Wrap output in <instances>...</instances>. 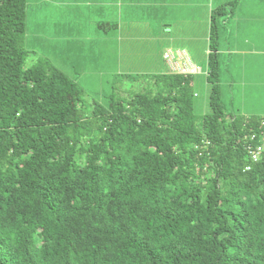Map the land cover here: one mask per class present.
<instances>
[{
    "label": "trees",
    "instance_id": "1",
    "mask_svg": "<svg viewBox=\"0 0 264 264\" xmlns=\"http://www.w3.org/2000/svg\"><path fill=\"white\" fill-rule=\"evenodd\" d=\"M235 7L211 12L197 115L179 73L90 101L27 49L26 0H0V264H264V156L246 152L264 117L228 114L219 79L218 19Z\"/></svg>",
    "mask_w": 264,
    "mask_h": 264
},
{
    "label": "rangeland",
    "instance_id": "2",
    "mask_svg": "<svg viewBox=\"0 0 264 264\" xmlns=\"http://www.w3.org/2000/svg\"><path fill=\"white\" fill-rule=\"evenodd\" d=\"M177 1L179 3L171 0L153 7L142 5L150 6L153 10L150 14L156 20L146 23L147 28L140 29V33L136 30L129 33L131 28L125 27V49L121 53L117 51L119 35L115 29H109L116 39L98 65L91 63L84 69L91 78L82 81L84 74L80 71H76L79 75H69L87 92L90 101L106 103L111 97L126 100L147 85L136 76L176 73L175 68L179 66L173 64L174 59L184 64L177 53L185 52L199 71L193 74L195 112L209 114L211 85L207 74L211 12L220 5L236 1L232 15L218 19L222 102L228 114L264 117V0H198L196 4ZM102 27L106 29L107 24ZM28 34L32 38V34ZM169 49L174 69L169 65L171 59H164ZM34 62V58H29L24 69H30Z\"/></svg>",
    "mask_w": 264,
    "mask_h": 264
},
{
    "label": "crops",
    "instance_id": "3",
    "mask_svg": "<svg viewBox=\"0 0 264 264\" xmlns=\"http://www.w3.org/2000/svg\"><path fill=\"white\" fill-rule=\"evenodd\" d=\"M168 1L171 0H26V47L51 60L67 75L84 74L81 80L85 81L91 78V74L84 69L91 63L98 65L97 62L104 59V52L116 39L109 29L117 31V51L121 53L125 49V27L131 28L129 33L134 30L140 33V29L147 28L146 23L156 20L150 14L153 12L150 6L142 5L151 4L153 7ZM184 2L196 4L198 0ZM103 24H107L106 29L102 27ZM28 32L32 34V38ZM171 52L169 49L165 55ZM177 55L184 64L181 65L174 59V65L190 67L199 72L185 52L178 51ZM172 60L173 58L170 60L171 64ZM71 78L76 81L74 77Z\"/></svg>",
    "mask_w": 264,
    "mask_h": 264
},
{
    "label": "built area",
    "instance_id": "4",
    "mask_svg": "<svg viewBox=\"0 0 264 264\" xmlns=\"http://www.w3.org/2000/svg\"><path fill=\"white\" fill-rule=\"evenodd\" d=\"M165 59L166 60L171 59V56L169 55V53L165 55ZM169 65L173 67L171 62H169ZM175 70L176 72L178 71L179 73H182V74L197 73V69H191L190 67H185V68L178 67V68H175ZM255 140H256V135L251 137V142ZM246 152L249 156L250 161H252L253 163L259 162L260 159L264 156V135H262L261 138H259L258 143L256 145L253 146L252 144H248L246 146ZM246 170H250V168H247Z\"/></svg>",
    "mask_w": 264,
    "mask_h": 264
},
{
    "label": "clouds",
    "instance_id": "5",
    "mask_svg": "<svg viewBox=\"0 0 264 264\" xmlns=\"http://www.w3.org/2000/svg\"><path fill=\"white\" fill-rule=\"evenodd\" d=\"M176 73H178V72H176ZM179 74H182V73H179ZM184 75H193V74H184Z\"/></svg>",
    "mask_w": 264,
    "mask_h": 264
}]
</instances>
